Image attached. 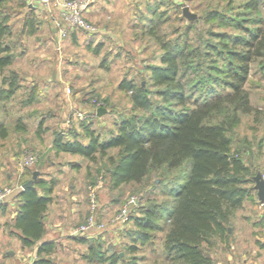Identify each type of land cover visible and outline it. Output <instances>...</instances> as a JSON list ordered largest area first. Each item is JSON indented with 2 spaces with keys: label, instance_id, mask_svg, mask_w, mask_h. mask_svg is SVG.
Segmentation results:
<instances>
[{
  "label": "rangeland",
  "instance_id": "374dc122",
  "mask_svg": "<svg viewBox=\"0 0 264 264\" xmlns=\"http://www.w3.org/2000/svg\"><path fill=\"white\" fill-rule=\"evenodd\" d=\"M155 1L92 0L84 16L95 26L96 31H73L62 39H57L53 21L42 9L34 8L35 13L30 12L21 4L22 0H6L2 4L9 29L5 42L11 49L13 61L0 72V88L7 87L6 82L13 75L18 84L14 94L0 98V123L7 130V137L0 139V150L11 151L14 158L12 166L7 169L12 173V178H16L18 170L25 169L18 162L23 153L35 154L37 160L26 169H37L47 180L56 181L53 188L54 202L48 209L47 218L64 222V227L71 229L80 224L87 214V184L101 177V186L97 190V210L102 215L106 213L98 218L105 224L101 232L93 234L100 238L101 247L106 248L107 252L112 248L124 250L122 242L127 241L123 235H118L122 226L108 221L124 200L132 195L137 199L141 197L140 205L145 204L146 198L159 203L170 200L165 192L177 170L166 172L165 175L152 172L141 182L113 188L109 175L112 165L106 161V156L97 154L95 161H89L77 154L72 157L57 154L52 148L55 133L60 130L81 133L82 124L88 123L101 139H106L115 131L120 118L131 113H143L140 109L131 108L129 93L117 86L125 78L154 90L146 65L160 63L162 50L149 31L151 26L162 41L171 43L186 40L188 44L196 46L205 40L216 42L215 36L209 32L241 35L242 30L236 28L240 18L246 20L244 24L247 26H253L258 17L264 18V0L259 2L256 10L244 7L248 0H164L158 10L152 13ZM183 6L196 14L195 20L189 21L182 15ZM30 17L34 20V31H29V25L24 24ZM211 58L220 62L214 54ZM259 62V59L251 62L245 82L254 110L240 114L239 123L227 134L231 139L232 151H240L243 160L249 164L252 176L259 171L264 177V68ZM204 84L194 88L195 95L201 96ZM29 96H32L31 101H27ZM151 97L154 100L158 98L155 94ZM99 103L105 108L103 114L85 120L73 118V112L82 110L90 114ZM68 117L70 121L66 123ZM17 119L24 128L15 129ZM40 120H43L41 125ZM107 154L117 158L114 148L109 149ZM72 158L80 165L71 174H62V168H67L63 165ZM71 182H74V188H66ZM4 186L11 184L2 175L0 188ZM242 186L248 192L242 207L236 210L230 223L233 231L236 228L241 231V237L233 243L236 244L237 255L233 257L236 263L232 264H264V247L257 251L254 249L256 246H253L254 234L259 237V242L264 240V203H259L255 190H251L252 180L244 181ZM255 204L257 207H254ZM138 209L133 212L139 213ZM6 220L0 229V243L5 245L3 248L10 247L4 237L11 221L8 218ZM253 220H257L254 226L251 225ZM123 224L132 227L130 221ZM158 224L162 225L163 222L160 220ZM163 232L151 231L152 241L139 245L137 254L142 263L153 264L155 261L156 264H168L161 255ZM11 239L15 240L14 236ZM58 242L48 255L50 264H106L83 258L86 243L66 235L61 236ZM31 248L28 247L30 251ZM4 255L2 251L0 256L4 258ZM32 256H27L24 264H28Z\"/></svg>",
  "mask_w": 264,
  "mask_h": 264
},
{
  "label": "trees",
  "instance_id": "16d2710c",
  "mask_svg": "<svg viewBox=\"0 0 264 264\" xmlns=\"http://www.w3.org/2000/svg\"><path fill=\"white\" fill-rule=\"evenodd\" d=\"M4 1L0 0V72L13 61L5 42L9 29L2 11ZM260 1L248 0L244 7L256 10ZM163 2L155 1L152 13ZM21 4L35 13L26 0ZM245 22L243 18L236 22L241 35L209 32L216 42L205 40L196 46L186 40L162 41L151 26L149 31L162 50L160 63L146 65L154 90L125 78L117 86L129 93L131 108L143 113L120 118L115 131L106 139H101L88 123L82 124L81 133L71 130L55 133L52 148L57 152L78 154L89 161H95L97 154L106 156L112 165L109 175L113 188L141 182L152 172L165 175L177 170L165 192L170 200L159 203L146 198L145 204L140 205V197L131 207L125 223L130 221L132 227L121 229L123 239H127L122 242L124 250L112 248L107 252L97 236L75 235L78 242L87 244L82 254L85 260L144 264L137 254L139 245L150 242L154 230L164 231L161 255L168 264H216L212 256L214 248L224 243L230 245L231 220L248 192L242 183L252 180V172L240 151H232L227 132L239 123L240 114L254 110L245 87L251 62L259 59L264 68V18L258 17L253 26ZM24 24L29 25V31L35 30L33 18L26 19ZM213 54L220 62L211 58ZM6 83L7 87L0 88V98L10 97L18 85L14 75ZM201 83H205L204 92L197 96L193 91ZM152 94L158 98L154 100ZM17 121L15 129L24 128ZM6 137V126L0 123V139ZM111 148L116 149L117 158L107 154ZM26 167L21 175L27 177L22 176L19 184L32 176L33 170ZM54 184L53 179L46 180L39 172L32 187L17 190L8 197L17 200L12 225L19 231L23 246L34 245L45 234L44 215L53 200ZM7 199L0 203L3 210ZM138 207L139 213L133 212ZM96 215L100 218L102 212L97 210ZM160 220L162 225L158 224ZM54 249L53 241H41L31 264H48V255Z\"/></svg>",
  "mask_w": 264,
  "mask_h": 264
},
{
  "label": "built area",
  "instance_id": "2783aa9c",
  "mask_svg": "<svg viewBox=\"0 0 264 264\" xmlns=\"http://www.w3.org/2000/svg\"><path fill=\"white\" fill-rule=\"evenodd\" d=\"M92 0H26L28 5L33 8L42 9L45 11L53 21L57 39L67 37L71 31L81 29L88 32L96 31L95 26L89 22L84 16L88 5ZM102 107L99 103L96 105L94 111L90 114L77 110L73 112L75 120H85L97 115V108ZM98 116V115H97ZM70 118H66V123ZM37 160L35 154L31 152H24L19 161L20 166H29ZM264 178V177H263ZM101 177L89 184H87V200L88 211L84 220L70 230L71 235H86L88 237L95 236L94 232H101L104 228V222L97 218L96 212L98 209L97 190L101 186ZM22 189L21 184H14L11 186H4L0 188V203L5 201L15 191ZM135 195L129 196L122 203L121 207L111 218L112 221L117 222L120 226L127 221L128 213L132 206L137 203ZM31 264V263H28Z\"/></svg>",
  "mask_w": 264,
  "mask_h": 264
},
{
  "label": "crops",
  "instance_id": "0c3cea01",
  "mask_svg": "<svg viewBox=\"0 0 264 264\" xmlns=\"http://www.w3.org/2000/svg\"><path fill=\"white\" fill-rule=\"evenodd\" d=\"M55 152L57 154H60V155L61 154H67L69 157H72L73 155H75L73 153H68V152H63V151H60V152L55 151ZM72 159H74V158H72ZM72 159H68L67 163H65L66 165H63L67 168L65 170H63L64 167L62 168V174L67 175V173H70L73 170H75V168H78L80 163L77 160H75V159L72 160ZM13 160H14L13 153H11V151H9V150L1 151L0 150V182L2 181V175L5 176L6 181L9 182L11 185L18 184L20 182L21 177L22 176L24 177V175H21L22 171L18 170L17 175H16L17 177L14 179L12 178L13 177L12 173L7 168H10V165L12 166ZM51 164H54V161H51ZM59 171H60V169H59ZM41 175L42 174H40V177L47 180V178H45V176H41ZM54 182L56 183V181H54ZM74 185H75L74 182H71V183L66 185V188H74ZM53 188H55V187H53ZM52 197H53V192H52ZM53 202L54 201L52 200V202L48 206V209ZM16 206H17V200L15 198L10 197L7 199L4 210L0 208V229H2V226L7 221L6 220L7 218L10 219L9 221H11V226L9 229L6 230V234L4 237L5 241H7L8 246H10V247H4L3 248V246H5V245H1V243H0V253L3 251V253L6 255V257H4V258L2 256H0V264H24V262L28 259V257L30 255H34L31 258H29L30 260L28 263H31L36 258V249H37L38 243H40L43 240L53 241L55 244V248H56V244H57V242L61 236L66 235V236H70L71 238H73V240L75 239L74 236L70 234L71 227L66 228V227H64V224H65L64 222H61V221L54 222V221H52V219L47 218V214L49 212L47 209L45 211V215H44V222H45V226H46L45 234L37 243L30 246V247H32L31 251H30V249H28V247L23 246L21 244V242L18 238L19 231L17 229H15L12 225L13 224V218L15 215ZM254 207H257V205L255 204ZM263 209H264V206H263ZM105 214L106 213H103V215H105ZM102 216H100V217H102ZM259 216H262V214H260ZM112 217H110L108 219V221H110L113 224L114 223L116 224V222L111 220ZM64 221H66V220H64ZM256 221L257 220H255V221L253 220L251 222V225L254 226V224L257 223ZM261 222H263V219L261 220ZM126 225L123 224L122 228H119L120 232L118 233V235H121V229H123V227H126ZM112 226H114V225H112ZM240 232L241 231H239L238 228H236V230L232 232V242L230 243L229 246H225L224 244L223 245L220 244L218 248H214V250L212 251V256L216 259V264L236 263L235 258H233L234 256L237 255L235 253V247H236L235 245L236 244L234 245L233 243H235L237 238L241 237ZM116 233H114V234L116 235ZM118 235H116L115 237L118 238ZM254 235H255L254 236V242L255 243H253V246L257 247V248L254 247V249H257V251H260L264 247V240L259 242V240H258L259 237L256 234H254ZM12 236H14L15 240L11 239ZM120 239H121V237L119 236V240H118L119 243H120ZM257 242L259 243L260 246L257 245ZM58 243H60V242H58ZM255 254L257 255L256 258H258V254L256 252H254V255ZM233 260H235V261H233ZM48 264H50V262Z\"/></svg>",
  "mask_w": 264,
  "mask_h": 264
},
{
  "label": "water",
  "instance_id": "95a60500",
  "mask_svg": "<svg viewBox=\"0 0 264 264\" xmlns=\"http://www.w3.org/2000/svg\"><path fill=\"white\" fill-rule=\"evenodd\" d=\"M182 15L187 19V20H195L196 19V14L191 12L187 6H183L182 8ZM105 112V108L103 107H98L97 108V115H101ZM39 175V171L37 169H34L32 171V176L28 178L25 182L21 184L22 189L32 187L33 186V181L37 178ZM253 188L256 192V197L259 203H264V178L261 175L259 171H257L253 176Z\"/></svg>",
  "mask_w": 264,
  "mask_h": 264
}]
</instances>
